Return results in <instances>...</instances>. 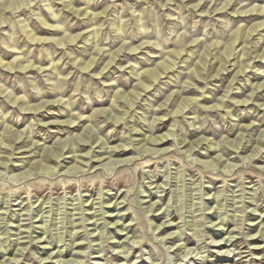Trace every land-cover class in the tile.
<instances>
[{
	"label": "rangeland",
	"instance_id": "374dc122",
	"mask_svg": "<svg viewBox=\"0 0 264 264\" xmlns=\"http://www.w3.org/2000/svg\"><path fill=\"white\" fill-rule=\"evenodd\" d=\"M262 21L264 0H0V264H264V144L242 159Z\"/></svg>",
	"mask_w": 264,
	"mask_h": 264
},
{
	"label": "bare ground",
	"instance_id": "6f19581e",
	"mask_svg": "<svg viewBox=\"0 0 264 264\" xmlns=\"http://www.w3.org/2000/svg\"><path fill=\"white\" fill-rule=\"evenodd\" d=\"M86 14V12L84 13V15ZM257 15V14H256ZM264 26V21H262V22H258V23H255V24H253V25H251L250 27H249V29H248V35H251L253 32H255V31H257L258 29H260V28H262ZM73 39V38H72ZM71 39V40H72ZM75 39V38H74ZM70 40V39H69ZM71 42V41H70ZM230 52L231 51H227L226 52V56L228 57L229 55H230ZM176 54V53H175ZM177 55V54H176ZM178 56V55H177ZM0 64H1V62H0ZM222 64V63H221ZM4 66H6V68L7 69H9L8 68V65H4ZM90 66V65H89ZM28 66H23V67H18V69L19 70H27L28 68H27ZM169 66L168 65H162L160 68H159V70H157L158 72L159 71H161V72H164V71H166V70H168L169 68H168ZM11 69V68H10ZM155 70H156V68H155ZM155 70H150V71H148L146 74H144L142 77H143V81H145V82H152L155 78H156V75H159L158 74V72L157 71H155ZM140 88L141 87H144L145 89L148 87V86H146V85H142L141 84V86H139ZM262 87H264V84H259V85H255V87H253V89L254 90H257V89H260V88H262ZM137 94V93H136ZM128 98V97H127ZM129 99H131V98H129ZM190 101V100H189ZM38 109V108H37ZM213 109V108H212ZM27 110V109H26ZM28 110H32L30 107L28 108ZM36 110V109H35ZM116 120H117V118H116ZM63 123H65V122H62L61 124H63ZM71 124H73V122H71ZM70 124V122L68 123V125L67 126H70L71 125ZM57 125V124H56ZM64 125V124H63ZM10 132H6V137H4V139L6 140V141H9V142H12V139H11V136L10 135H8ZM164 138H166V136L164 135V136H161V137H159V138H153L152 139V141L153 142H155V143H158V142H162V140L164 139ZM79 139V138H78ZM90 139V138H89ZM14 140V139H13ZM82 141V140H81ZM78 143V142H77ZM195 144V143H194ZM230 144H231V147H232V149H234V150H237L238 148H239V144H240V141H237V142H230ZM262 144H264V141L263 142H261V138L257 141V145L256 146H254L253 148H252V151H251V154L250 155H248V156H246V157H242V159H248V160H253V162H258V161H260V158L259 157H256V155H257V153L258 152H260L261 151V147H258V145H262ZM121 147V149L119 150L118 148H120ZM190 148V147H189ZM220 148V147H219ZM222 148H224V146H222ZM221 148V149H222ZM219 150V149H214V151H216L217 153H219V152H223L222 150ZM49 151V150H48ZM72 151V150H71ZM126 151L127 150H125L124 148H123V146H116V147H114L112 150H111V152L112 153H114V155H123V154H125L126 153ZM50 154V153H49ZM221 155V154H220ZM41 158H42V160L45 162V163H53V164H56L57 163V159H58V154H53L52 155V153L50 154V155H42L41 156ZM213 160L215 161V164L213 163V161L207 166V167H210V166H215V165H217L218 164V162L219 161H221V157L219 156V155H216L214 158H213ZM90 161V160H89ZM89 161H87V162H89ZM37 164H36V167H44V166H42L43 164H41V162H36ZM110 163V162H109ZM58 164V163H57ZM208 164V163H207ZM206 164V165H207ZM74 167V166H73ZM70 167V168H68L67 169V171H70V170H74V168H76V167ZM47 169H49V168H52L51 166H47L46 167ZM229 168H230V166H229ZM32 169V168H31ZM54 170V169H53ZM25 175V174H24ZM27 175V174H26ZM118 206V205H117ZM217 219H219L220 221L219 222H221V224H222V219L219 217V218H217ZM45 232V231H44ZM214 245H216V244H214ZM224 246H226L225 244H224Z\"/></svg>",
	"mask_w": 264,
	"mask_h": 264
},
{
	"label": "clouds",
	"instance_id": "9594fccd",
	"mask_svg": "<svg viewBox=\"0 0 264 264\" xmlns=\"http://www.w3.org/2000/svg\"><path fill=\"white\" fill-rule=\"evenodd\" d=\"M225 98H227V97L225 96Z\"/></svg>",
	"mask_w": 264,
	"mask_h": 264
}]
</instances>
